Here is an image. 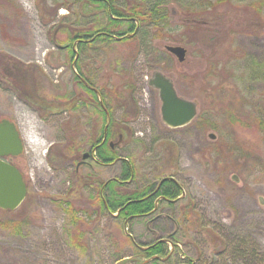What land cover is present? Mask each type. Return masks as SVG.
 <instances>
[{
    "label": "rangeland",
    "instance_id": "rangeland-1",
    "mask_svg": "<svg viewBox=\"0 0 264 264\" xmlns=\"http://www.w3.org/2000/svg\"><path fill=\"white\" fill-rule=\"evenodd\" d=\"M170 1L178 11L173 37H152L145 25L138 32L145 37L91 41L110 31L99 2L0 0L2 61L37 69L18 88L0 62V118L20 132L23 149L13 161L28 185L18 207L0 208V264H264V9L224 0L188 15ZM74 35L89 44L79 49ZM167 44L186 47L185 58ZM81 68L104 91L109 122L101 95L88 96L76 78ZM156 70L197 102L190 123L162 119L159 90L149 83ZM107 122L118 158L100 163L92 145ZM84 152L91 155L79 164ZM166 175L179 180L182 195L158 200L152 216L126 220L99 207L111 178L129 193ZM158 238L171 240L167 254L147 255Z\"/></svg>",
    "mask_w": 264,
    "mask_h": 264
},
{
    "label": "trees",
    "instance_id": "trees-1",
    "mask_svg": "<svg viewBox=\"0 0 264 264\" xmlns=\"http://www.w3.org/2000/svg\"><path fill=\"white\" fill-rule=\"evenodd\" d=\"M94 2H99L102 4L103 7L108 9L109 13V25L108 28L111 25H114L115 18L111 16V14H114L115 16H136L141 19V21L145 22L146 24L156 23L160 29L165 28L164 26L170 25V10L168 9L166 3H170V0H145L141 1L140 3L134 4L133 7H130L129 9H125L120 7L115 0H89ZM178 2L181 6H183L188 13L191 15H197L198 13H201L203 8L207 7H215L216 5H219L224 0H175ZM229 1V0H227ZM207 7H206V6ZM250 5H252L257 12H260V10L264 9V0H253ZM210 8V9H211ZM261 13V12H260ZM149 27V25H147ZM151 27V26H150ZM102 32V31H97ZM148 33V31H145ZM159 31H154V34L157 35ZM84 35H88V33H85ZM94 35V34H93ZM98 37H103V33H98ZM79 36V35H78ZM77 35H74L73 40L71 43H74L78 39ZM84 39L79 41L78 47L79 49H82L83 46H87L89 44L87 37H83ZM86 38V39H85ZM89 38V37H88ZM94 39H91V41L95 40L96 37H93ZM106 39H109V37H103ZM71 43H67L68 46H70ZM74 51V48H72ZM3 56H0V62H1V73L3 76H7L10 83L13 84L15 87H22L26 83V79L28 77V73L32 76L33 73L37 70L36 68L32 69L31 67L27 66L26 68L21 67V63L19 61H15L13 67L7 62L2 61ZM74 60V57L72 58ZM24 69V70H23ZM31 69V70H30ZM81 75L86 77V79L89 81L90 79L87 78L84 71L80 70ZM76 78L80 83H83V81L80 80V76L77 74ZM91 81V80H90ZM91 83V82H90ZM92 84V83H91ZM85 85V84H84ZM23 89V88H22ZM24 90V89H23ZM101 92V100L105 102V96L104 91ZM99 95V94H97ZM96 97V94H95ZM51 106V105H50ZM99 106L101 107V101H99ZM104 113L105 111L100 108ZM106 114V113H105ZM107 115V114H106ZM113 129H109L108 138L103 141V134L97 136L94 140L93 145L96 148V152L98 155V162L100 163H111L116 158H118L117 152L115 151V146H112L108 141L111 139V137L114 134ZM58 155L62 157L61 160H66L67 153L63 151L62 149L58 150ZM51 156V155H50ZM74 161H78L77 158H73ZM64 160L62 162H64ZM49 162L51 163L52 167L57 168L56 163L49 157ZM124 165L127 168V171L132 172L131 163L127 160L124 161ZM120 184L119 180L117 178H111L108 182L106 187L110 189V194H108V197H104V194L100 192L99 196V203L100 208L107 209L110 212H117L119 211L118 216L120 218H125L128 220L131 215L140 214L144 210L150 209L153 207L154 202L153 199H145L139 200L141 196L147 193L148 187L140 188L133 190L129 193L121 191L115 187V184ZM104 185V184H102ZM182 187L180 182H178L175 178H169L165 180L161 188L159 190L160 194L165 195L168 198H176L181 193ZM69 212L70 210L67 209ZM168 244L166 241L158 240L153 245L149 247V250L146 252L147 255H156L159 254L161 256H164L167 254ZM244 254V253H243ZM156 261V260H155ZM184 264V263H183Z\"/></svg>",
    "mask_w": 264,
    "mask_h": 264
},
{
    "label": "water",
    "instance_id": "water-1",
    "mask_svg": "<svg viewBox=\"0 0 264 264\" xmlns=\"http://www.w3.org/2000/svg\"><path fill=\"white\" fill-rule=\"evenodd\" d=\"M166 48L176 54L179 60L186 56V47L180 44H167ZM150 84L160 91L162 100V119L169 126H181L189 123L197 114L195 100L181 96L173 79L161 70L154 71ZM212 137L214 133H210ZM112 145H114V142ZM23 149V140L16 123L10 118H0V207L14 209L25 199L27 184L20 169L3 158L8 154H19ZM88 153H85L87 156Z\"/></svg>",
    "mask_w": 264,
    "mask_h": 264
},
{
    "label": "flooded vegetation",
    "instance_id": "flooded-vegetation-1",
    "mask_svg": "<svg viewBox=\"0 0 264 264\" xmlns=\"http://www.w3.org/2000/svg\"><path fill=\"white\" fill-rule=\"evenodd\" d=\"M115 2H117V0H115ZM176 2V1H175ZM171 3V2H170ZM117 4L120 6V7H122V8H125V9H129L130 7H133L134 6V4H133V6H132V4L129 6L128 5V7L126 6H123V5H121L120 3H118L117 2ZM136 4V3H135ZM169 3H166L165 5H168ZM180 5V4H179ZM181 6V5H180ZM182 8H180V10H182V9H185L183 6H181ZM168 9L170 10V22L172 21V16L174 15V14H176V13H178V11L174 8V7H168ZM203 11L201 12V13H198L199 15H202V14H205V12H207L209 9H207V8H203L202 9ZM186 11V10H185ZM187 12V11H186ZM188 13V12H187ZM197 14V15H198ZM188 15H191L190 13H188ZM111 16L112 17H114L115 19V23H114V25H111L110 26V31H103V32H95L94 33V37L96 36H98L97 34L98 33H103V35L104 36H106V37H113V36H115V37H145V35H140L138 32H139V30L141 29L142 30V27L143 26H145V25H149V26H151V27H153V29H154V31H159L158 32V34L157 35H155L154 33H152V37H154V36H156V37H173V34H168L167 32L168 31H170V32H172V31H175L176 30V27L177 26H172L171 24L170 25H168V26H164L165 28H163V29H160V27L156 24V23H151V24H146L145 22H143V21H141V19L140 18H138V17H136V16H118V15H114V14H111ZM189 19V21H193V22H197V23H207V21L205 20V19H197V18H195V17H192L191 16V18H188ZM192 19H196V20H192ZM110 20L111 19H109V22H110ZM123 21H125V22H127L128 23V25H127V30H125V31H117V33H118V35H115L114 33V31L117 29V27L119 26V25H121V23L123 22ZM192 27H195V25H193ZM131 31V32H130ZM166 32V33H165ZM79 39V41L80 40H82V38H80V37H78ZM186 52H187V48H186ZM77 74L80 76V80L81 81H83V83H81L82 84V86H84V88L86 89V91H87V93H88V96L90 95V94H92L93 96L95 95V94H97V93H99L100 95H101V92H99V90L96 88V87H94L93 86V83L90 81L91 79L89 78V76H87V78H89L90 80L88 81L87 79H86V77H84L83 75H81V73H80V71H77ZM151 79V78H150ZM150 79H149V83H150ZM92 84H91V83ZM85 84V85H84ZM175 84V83H174ZM150 85H152V84H150ZM155 87V86H154ZM175 87H176V85H175ZM157 88V87H156ZM177 89V88H176ZM159 90V89H158ZM90 92V93H89ZM159 94H160V91H159ZM180 94V93H179ZM181 95V94H180ZM92 96V97H93ZM182 96V95H181ZM184 97V96H183ZM161 98V97H160ZM187 98V97H186ZM191 99V98H190ZM100 101H101V108L105 111V113L107 114V116H108V122L110 121V113H109V111H108V109L106 108V105H105V102L104 101H102L101 100V97H100ZM161 102H162V100H161ZM197 103V102H196ZM162 104V103H161ZM197 108H198V104H197ZM197 113H198V111H197ZM196 116H197V114H196ZM195 116V117H196ZM194 117V118H195ZM193 118V119H194ZM192 119V120H193ZM191 120V121H192ZM190 121V122H191ZM106 123L107 125H105V127H104V129H103V141H105L107 138H108V134H109V129H110V127H109V123ZM189 122V123H190ZM112 140L110 139L108 142L112 145V142H111ZM112 146H114V145H112ZM92 147L96 150V148H97V146L95 147L94 145H92ZM85 153H88L87 154V156H85ZM18 154H16V155H14V154H8V155H5V156H3V158L4 159H6V160H9L10 162H12L14 165H16L19 169H20V167L13 161V158L15 157V156H17ZM91 155V153H89V152H84L83 153V159L79 162V164H83L85 161H86V159H88L89 158V156ZM79 161V160H78ZM77 161V162H78ZM79 166V165H78ZM20 171H21V169H20ZM21 173H22V171H21ZM22 175H23V173H22ZM23 178H24V180H25V177H24V175H23ZM169 178H175V177H173V176H171V175H166V176H163L156 184H153V185H150V184H148V185H146V186H144V187H142V188H145V187H148V189H147V193L146 194H144L143 196H141L140 198H139V200H145V199H153V202H154V205H153V207H151L150 209H147V210H144L142 213H140V214H135V215H131L130 217H147V216H152L153 215V213H155V212H157V210H158V200H160V199H162V200H164V201H166V202H168V203H173L177 198H179L182 194H179L176 198H168V197H166L165 195H163V194H160L159 193V190H160V188H161V185H162V183L165 181V180H167V179H169ZM176 179V178H175ZM178 182H179V180L178 179H176ZM108 182V181H107ZM107 182H104L103 184L104 185H102V188H101V192H102V190H103V187H106V185H107ZM26 184H27V182H26ZM181 187H182V185H181ZM27 189H28V185H27ZM28 192V191H27ZM103 194V193H102ZM27 196V195H26ZM104 197H105V195H104ZM101 205H100V203H99V207H100ZM100 209V208H99ZM118 213H119V211H118ZM158 240H163V241H166L167 243H168V241H171L170 239H164V238H158V239H156L155 241H153L152 243H150V244H148L147 245V249H145V251L147 252L148 250H149V247L151 246V245H153L156 241H158Z\"/></svg>",
    "mask_w": 264,
    "mask_h": 264
}]
</instances>
